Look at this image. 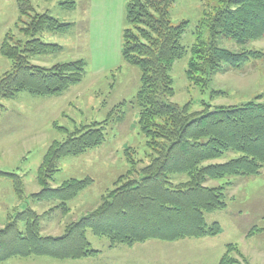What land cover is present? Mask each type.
Returning <instances> with one entry per match:
<instances>
[{
	"label": "trees",
	"instance_id": "trees-1",
	"mask_svg": "<svg viewBox=\"0 0 264 264\" xmlns=\"http://www.w3.org/2000/svg\"><path fill=\"white\" fill-rule=\"evenodd\" d=\"M22 1L32 9L28 0H17L20 14L27 9ZM175 1L127 0L126 3L127 26L122 30L121 54L126 62L140 69L135 102L139 108L140 131L151 150L150 161L138 171L139 178L126 177L102 196L97 207L67 224L60 235L42 234L39 214L32 208L17 211L0 227V261L30 255L58 259L96 256L100 251L91 247L88 230L107 237L110 248L118 244L131 246L147 239L175 241L214 236L221 231L217 221H206L205 213L225 207V189L205 182L260 172L264 165V102L253 100L213 108L205 104L201 110L192 112L188 104L178 106L169 100L173 94L171 65L187 51L180 42L187 21L172 24L169 18L170 6ZM217 1L219 5L204 13L195 30V43L189 47L192 52L189 76L194 71L210 79L216 73L264 59L261 49L231 50L222 45L225 39L238 45L264 38V0ZM73 3L64 0L59 4L71 7ZM34 14L26 25L24 34L29 38L23 47L13 46L7 40L1 44V52L11 58L13 65L0 76V112L4 108L1 100L19 91L38 96L59 95L84 76L85 62L81 58L50 67L30 62L34 55L62 50L60 44L35 37L37 32H64L72 26V22L48 11ZM204 30L206 39L202 37ZM104 139L103 124L95 122L67 133L64 140L54 141L38 170L41 190L29 197L35 201H57L56 207L66 211L68 201L92 179L69 178L51 187L49 180L58 170V161L96 147ZM230 151L238 155L215 162ZM174 174H185L187 180L173 183L170 176ZM2 175L14 181L18 177L0 169ZM19 185L14 182L16 195L21 198L23 186ZM20 223L23 228L19 227ZM230 246L219 264H245L230 256Z\"/></svg>",
	"mask_w": 264,
	"mask_h": 264
},
{
	"label": "rangeland",
	"instance_id": "rangeland-1",
	"mask_svg": "<svg viewBox=\"0 0 264 264\" xmlns=\"http://www.w3.org/2000/svg\"><path fill=\"white\" fill-rule=\"evenodd\" d=\"M28 1L32 9L22 1L27 9L20 14L16 0H0V47L4 40L23 47L29 38L24 34L26 25L34 13L48 11L72 22V26L64 32H37L35 37L60 44L62 50L48 49L45 54L30 57V62L50 67L81 58L85 72L80 82L59 95L38 96L22 90L1 100L4 108L0 112V169L18 177L14 181L10 176H0V227L9 216L30 207L39 214L41 233L55 236L63 233L67 224L97 207L102 196L126 177L139 178L138 171L150 161L151 150L140 131L139 108L135 102L140 69L126 62L121 54L127 0H73L71 7L58 4L61 0ZM218 5L217 0H176L169 9L172 24L187 21L180 39L187 51L171 65L173 94L169 100L178 106L188 104L192 112L201 110L205 104L213 108L253 100L264 102V59L216 73L210 79L194 71L191 76L188 74L192 53L189 47L195 43V30L204 13ZM130 28L134 31L133 26ZM206 36L204 30L203 39ZM222 45L231 50L264 51V38L238 45L225 39ZM12 65L11 58L0 50V76ZM95 122L104 126L103 143L78 155L62 157L58 170L49 180L51 187L69 178H90L91 183L68 201L66 211L56 207L57 201L32 200L29 196L41 190L38 170L50 145L64 140L67 133ZM237 155L230 151L215 162L228 161ZM170 180L184 182L187 176L174 174ZM14 182L23 186L21 198L16 195ZM205 184L225 189V207L205 213L208 223L217 221L221 227L214 236L175 241L147 239L154 242L129 249L124 244L110 248L107 237L88 230L91 247L100 251L96 256L78 259L11 256L0 264H219L228 244H231V257L245 264H264V165L255 175L225 176L209 179ZM19 227L23 228V224Z\"/></svg>",
	"mask_w": 264,
	"mask_h": 264
},
{
	"label": "crops",
	"instance_id": "crops-1",
	"mask_svg": "<svg viewBox=\"0 0 264 264\" xmlns=\"http://www.w3.org/2000/svg\"><path fill=\"white\" fill-rule=\"evenodd\" d=\"M16 1H17V0H16ZM62 1H64V0H61L60 2H62ZM60 2H58V4H59ZM180 241H181V240H180ZM152 242H154V241H152V240H147V241H144V242H141V243H137V244H135V245H131V246L129 247V249H135V248H137V247L147 246V245L151 244ZM172 243H177V242H172ZM138 245H140V246H138Z\"/></svg>",
	"mask_w": 264,
	"mask_h": 264
}]
</instances>
